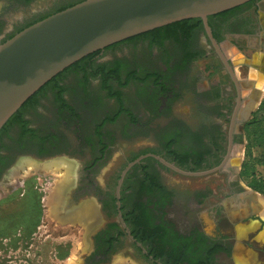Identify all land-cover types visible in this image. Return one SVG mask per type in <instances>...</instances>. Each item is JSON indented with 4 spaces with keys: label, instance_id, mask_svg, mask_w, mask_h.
I'll return each instance as SVG.
<instances>
[{
    "label": "flooded vegetation",
    "instance_id": "flooded-vegetation-1",
    "mask_svg": "<svg viewBox=\"0 0 264 264\" xmlns=\"http://www.w3.org/2000/svg\"><path fill=\"white\" fill-rule=\"evenodd\" d=\"M0 1L12 7L28 6L34 0ZM51 11L33 16L9 29L0 18V44L25 24ZM208 23L211 36L207 34L203 21V30L197 22L169 27L159 35L151 31L143 34L145 37L139 35L143 38L136 36V43L147 44L153 50L152 55L147 53L144 57L145 63L153 65L157 61L162 67L161 73L151 71L147 74L153 79V87L160 91L158 97L146 100L149 109L147 115L154 117L166 114L171 111L175 101L179 104L188 102L187 112L172 119L163 128V152L156 155L180 170L198 173L223 165L232 146L227 167L205 176L178 173L152 158L182 179L202 180L212 176L220 179L216 189L209 190L207 187L203 189L205 192L195 197L196 206L181 213L182 219L177 213L171 212L175 195L161 181L159 173L147 163L151 157L130 168L121 184L122 173L131 163L130 160L104 186L95 180L111 149V145L99 134L110 124L102 121L93 126L92 122L102 107V102L99 103L93 95L91 86L96 79L85 82L80 89L81 95L77 96L79 100L69 102L65 92L63 99L67 105L56 99V107H49L45 113L40 112V97L43 96L38 95L31 109L24 111V119L29 122L28 128L34 130L35 137L31 134L16 137L14 129L21 127L16 123L0 139V180L7 173L13 174L14 168L23 158L38 162L49 157L59 159L57 156H60V151L68 146V137L62 127H72L77 131L79 139L75 152L88 150L93 154L89 163L80 170V182L69 188L70 196L65 202L67 211L79 208L82 202L92 198L98 206L100 222L88 231L91 233V252L85 257V264H111L115 256L122 253L138 264H168L169 261L182 260L186 264L189 261L199 264L205 259L216 264L219 257L231 258L235 242H231V238L226 235L210 236L199 216L196 214L190 220L188 214L200 211L207 204L211 217L217 219L214 224L222 229L225 224L228 225L225 202L244 192L241 170L236 174L231 162L234 149L242 142L245 124L253 114V105L261 96L259 81L264 75V54H261L264 53V0H253L211 16ZM107 49L99 51L94 58L96 65H102ZM194 65H198L197 70ZM193 71L196 73L192 74ZM70 72H77V69ZM173 78L179 80L175 90L168 85V81ZM206 78L208 85L201 87L200 81ZM65 80L55 81L48 89L54 90L58 85L67 88ZM32 110L38 114V125L35 127H31L27 116ZM131 126L139 129L145 127L135 120ZM91 128L94 136L99 137L98 142L89 141L87 136L82 140V134ZM169 146L177 151L179 161L170 153ZM70 151L73 149L68 150L67 160L74 162L75 159L69 157L73 156ZM195 167L200 169L196 168V171ZM151 173L158 174V183L152 182L150 178L148 180L146 175ZM118 191L120 198L117 197ZM167 192L170 196H167ZM126 243L130 248L120 251ZM218 246L220 249L216 252Z\"/></svg>",
    "mask_w": 264,
    "mask_h": 264
},
{
    "label": "rangeland",
    "instance_id": "rangeland-1",
    "mask_svg": "<svg viewBox=\"0 0 264 264\" xmlns=\"http://www.w3.org/2000/svg\"><path fill=\"white\" fill-rule=\"evenodd\" d=\"M70 1L34 0L28 6L14 5L12 7L0 1V18L9 29L13 25L22 24L33 16L54 10ZM152 52V48L144 43L126 44L106 52L102 64L124 62L123 78H126L130 72L138 71V76L142 80H133L128 86L120 89L123 103L109 97L100 79L91 83L93 95L99 103L102 102L100 113L92 121L93 126L102 121L106 123L107 119H111L107 121L110 125L99 132L103 140L111 145L106 162L95 176V180L103 186L134 155L147 150L155 151L156 154L162 153V143L165 140L162 134L163 128L172 119L184 115L188 110V102L179 104L175 101L170 112L154 117L147 115L146 100L149 97H158L160 91L153 87V79L147 81L145 79L151 71L159 73L162 71L157 61L153 65L145 63L144 57L147 53L152 55ZM197 66L194 65L195 70ZM199 72L204 75L201 70ZM195 73V71L192 72V74ZM62 79H66L64 82L67 86L65 87L66 99L69 102L79 100L77 96L81 95L80 89L85 85L82 75L70 72ZM178 82L179 80L174 78L168 81L169 88L177 89ZM208 82L207 78L201 80V87H206ZM259 87L262 90L259 103L253 105V114L245 124L242 142L233 152L231 166L235 168L236 174L240 170L242 172V165L247 159L249 150H252L254 156L264 159V138L261 137L260 132L256 140L253 137H247L249 130L247 125L254 120L264 100V75L259 81ZM115 88L118 89V86ZM42 96L44 98L40 97L42 100L40 112L45 113L49 111V107H56L57 97L53 88L42 93ZM123 107L127 111L121 114ZM37 115V112L33 110L27 114L31 127L38 125ZM134 120L145 127L132 128L131 123ZM61 129L68 137V146L60 151V156H57L60 157L59 159L47 160L54 159L49 157L38 162L32 158L26 160L23 158L14 168L13 174L7 173L0 180V264H85V257L91 252V233L89 234L88 231L99 224L100 216L99 212L96 217H87L86 213L93 202L95 205V200L88 199L82 202L79 208L68 211L65 209V202L70 196L69 188L77 186L80 182L82 178L80 170L89 163L93 154L88 150L75 152L79 139L77 131L72 127ZM21 134V127H16L14 135L19 137ZM86 136L91 142L99 141V137L94 136L92 128L85 130L82 140ZM70 149H73L70 151L73 156L69 157L75 159L74 162L67 160ZM147 163L152 165L153 169L159 173L161 181L173 191L175 204L171 212L177 213L181 219V213L192 210L196 206L195 197L205 192L203 189L209 187V190H214L220 183V179L215 176L202 180L182 179L155 161L150 160ZM241 183L244 192L225 202L228 225L225 224L224 228L221 229L214 224L217 219L211 217L207 204L200 211L188 214L190 220L197 214L210 236L226 235L231 238V242H235L231 258L219 257L216 264H264V243L257 239L259 232L264 229V194L259 193L250 181L242 176ZM204 185L207 186L204 187ZM178 221H180L179 218ZM252 222L259 223L258 230L240 235V227L250 225ZM129 248L126 243L120 251ZM111 264L138 263L130 261L122 253L115 256Z\"/></svg>",
    "mask_w": 264,
    "mask_h": 264
},
{
    "label": "water",
    "instance_id": "water-1",
    "mask_svg": "<svg viewBox=\"0 0 264 264\" xmlns=\"http://www.w3.org/2000/svg\"><path fill=\"white\" fill-rule=\"evenodd\" d=\"M251 1L85 0L50 15L0 44V131L31 97L85 57L186 20L201 19L211 36L209 17ZM230 152L223 165L198 173L180 170L156 154L143 155L129 163L120 184L130 168L149 157L178 173L205 176L227 167Z\"/></svg>",
    "mask_w": 264,
    "mask_h": 264
},
{
    "label": "trees",
    "instance_id": "trees-1",
    "mask_svg": "<svg viewBox=\"0 0 264 264\" xmlns=\"http://www.w3.org/2000/svg\"><path fill=\"white\" fill-rule=\"evenodd\" d=\"M85 0H71L70 2H67L64 5H61L60 7L55 8L54 10H52L50 13L41 16L39 18H37L36 20L31 21L28 24H25L23 27H21L20 29H18L16 31V33H14L13 35L9 36L3 43H5L6 41H8L9 39H11L12 37H14L17 33L21 32L22 30H24L25 28L49 17L50 15H53L55 13H58L60 11H63L67 8H70L78 3H81ZM199 22V27L200 29L203 30V24L202 21L200 19H193V20H187V21H183V22H179V23H175L163 28H159L154 30V34L159 35L162 34V31L166 30L169 27H173V26H184L187 23H197ZM146 35V34H145ZM145 35H142L143 37H145ZM142 36H138V37H142ZM142 37V38H143ZM137 42V37L136 38H131L129 40L124 41L122 44H118V45H114L109 47L106 52L111 51L113 49L118 48L119 46L123 45V44H131V43H136ZM100 52H96L94 54H91L87 57H85L84 59H82L81 61L77 62L76 64L72 65L70 68L66 69L64 72H62L61 74H59L57 77H55L54 79H52L48 84H46L39 92H37L33 97H31L20 109L19 111L7 122V124L3 127V129L0 131V139L2 138V136L14 125H16V123H19V126H21L22 129V135L25 134H31L32 136L35 137V132L32 129H29V122L27 120L24 119V111L27 110L28 108H31V105L34 103V100L36 99V97L44 92L47 91L48 87L51 86L55 81L57 80H62V78L67 75L71 70L77 69L78 74L82 75L83 77V82H89L90 79H100L102 82V86L104 91H106L109 95V97L111 98H115L117 100L120 101V103H122V92L120 91V89L128 86V84L133 81V80H138L140 79L138 76V73L136 71L134 72H130L128 73V75L126 76V78H123V69H124V62L118 61L115 64L112 63H108V64H102V65H96L95 64V57L99 54ZM156 75V73H155ZM149 76L145 79L146 81L149 80ZM158 79V77H157ZM141 80V79H140ZM142 81V80H141ZM118 86V89H116L115 87ZM54 91L56 92V96L58 101L64 103L65 105H67L66 101L63 99V95L66 92V89L64 87L61 86H56V88L54 87ZM127 110L123 107L121 109V114L126 112ZM120 114V115H121ZM111 119H107V121H110ZM249 130L247 131V137L249 138H254L255 140L258 139V132H260L261 137L264 138V100L261 102V105L259 107V109L256 112V115L254 117V120L252 122H250L248 125ZM255 143V141L253 142ZM252 143V144H253ZM170 148V146H169ZM148 153H155V151H143L140 152L137 155H134L133 157H131L130 162H133L134 160H136L137 158H139L142 155H146ZM170 153L176 158L177 161H179V158H177V151L176 150H172L170 148ZM149 160L155 161L156 160L149 158ZM160 166H162L159 162H157ZM264 164V159L261 160V158L254 156L252 150H249L247 152V159L245 160V162L242 165V172H241V176L248 179L250 181V183L253 185V187L255 189H257V191L259 193L264 194V181H260L258 179H256L255 177V173H256V167L258 165ZM137 167V166H136ZM164 167V166H162ZM198 167H195L194 169H196ZM200 169V167L198 168ZM196 169V171L198 170ZM194 171V170H193ZM157 175L156 173H151V175H146V177L152 180V182L154 183H158L157 182ZM161 189V188H160ZM155 190V189H154ZM163 191V190H162ZM167 196H170V193L167 192ZM159 202H157L156 205H158ZM220 249V247H216V252ZM168 264H186L185 260H182L180 262H172L169 261ZM188 264H192L190 261ZM199 264H214L213 262H209L206 259L203 261L201 260V262Z\"/></svg>",
    "mask_w": 264,
    "mask_h": 264
},
{
    "label": "bare ground",
    "instance_id": "bare-ground-1",
    "mask_svg": "<svg viewBox=\"0 0 264 264\" xmlns=\"http://www.w3.org/2000/svg\"><path fill=\"white\" fill-rule=\"evenodd\" d=\"M26 160V159H25ZM48 168V167H47ZM57 193L55 194L54 197H56ZM94 203V202H93ZM92 203L91 207L90 208H87V213H86V216L87 217H90V216H97V213H98V209H97V206H96V203L95 205ZM89 206V205H88ZM94 217V219H95ZM85 220V219H84ZM95 226V225H94ZM259 228V223L258 222H252L250 225H242L240 227V235H245V234H250L251 232H255L257 231ZM239 235V234H238ZM257 239L261 242L264 243V229H262L259 234L257 235ZM240 256V255H239ZM244 258V257H243ZM247 259V258H246ZM237 260V259H236ZM248 260V259H247ZM240 261V260H239ZM242 261V260H241ZM246 262V261H245ZM238 263V262H237Z\"/></svg>",
    "mask_w": 264,
    "mask_h": 264
},
{
    "label": "built area",
    "instance_id": "built-area-1",
    "mask_svg": "<svg viewBox=\"0 0 264 264\" xmlns=\"http://www.w3.org/2000/svg\"><path fill=\"white\" fill-rule=\"evenodd\" d=\"M255 177L260 181H264V164L258 165L256 167Z\"/></svg>",
    "mask_w": 264,
    "mask_h": 264
},
{
    "label": "crops",
    "instance_id": "crops-1",
    "mask_svg": "<svg viewBox=\"0 0 264 264\" xmlns=\"http://www.w3.org/2000/svg\"><path fill=\"white\" fill-rule=\"evenodd\" d=\"M261 54H264V53H261ZM255 65H256V61H255Z\"/></svg>",
    "mask_w": 264,
    "mask_h": 264
}]
</instances>
